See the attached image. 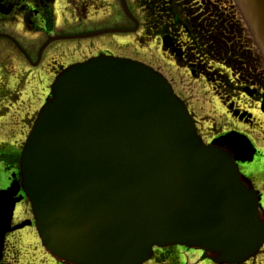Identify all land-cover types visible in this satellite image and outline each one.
Wrapping results in <instances>:
<instances>
[{
	"label": "water",
	"instance_id": "1",
	"mask_svg": "<svg viewBox=\"0 0 264 264\" xmlns=\"http://www.w3.org/2000/svg\"><path fill=\"white\" fill-rule=\"evenodd\" d=\"M234 1L264 59V0ZM239 159L202 141L159 71L98 55L57 75L20 171L42 243L65 261L142 264L154 246L184 245L237 264L264 242L261 197ZM13 206L0 192V250Z\"/></svg>",
	"mask_w": 264,
	"mask_h": 264
},
{
	"label": "flooded vegetation",
	"instance_id": "2",
	"mask_svg": "<svg viewBox=\"0 0 264 264\" xmlns=\"http://www.w3.org/2000/svg\"><path fill=\"white\" fill-rule=\"evenodd\" d=\"M106 2L107 5L115 6L119 17L120 0L117 5L111 0H0V131L17 130L10 132L6 138L0 134V190L9 189L14 182L19 184V190L13 197L15 207L11 226L25 223L22 228L11 230L5 235L0 259L2 264H64L43 248L31 204L21 186L20 154L26 130L29 131L33 121L28 123L30 118L21 110L20 102H23L24 88H20L19 83L29 80L24 85L28 86L35 76L40 78V82L49 83L58 72L71 63L100 53L117 54L110 48H97V51L91 54L88 50L77 47L84 45L82 41L99 37L101 35L99 33L107 29L98 28V25L105 23L102 11ZM127 4L132 12L133 8L128 0ZM135 5L137 6V0ZM26 36L32 39L27 47ZM39 36L46 38L36 48L32 43ZM170 40L173 46L171 37ZM73 43L75 44L72 45ZM196 75L205 79L202 74ZM48 86L46 85L44 89L43 98L45 93L49 92ZM212 89L216 92L213 86ZM239 96H243L242 98L248 102H255L256 112L251 110L250 112L248 109L251 108L245 101L242 100L244 107H239L240 105L235 103L236 99L231 98L222 101L226 106L227 118H230L223 127L212 125L204 128L195 118L196 125L206 143L216 142V145L232 152L234 156L243 158L238 161L242 174L262 191L260 187L264 188V164L261 163L264 162L258 161L264 159V143L256 147L254 140L251 139L256 151L251 158L252 155H248L247 151L240 147L241 142L239 143L236 138L247 136L249 133L246 128L256 126L257 122L264 125V120L261 121L264 119V112L260 109L264 86L246 87L240 91ZM190 111L194 115V112ZM229 133H232V136ZM191 251L197 255L189 256L188 253ZM24 256H28V260L21 263ZM144 264L218 263L210 260L203 250L174 245L154 247L153 256ZM240 264H264V244L255 256Z\"/></svg>",
	"mask_w": 264,
	"mask_h": 264
},
{
	"label": "trees",
	"instance_id": "3",
	"mask_svg": "<svg viewBox=\"0 0 264 264\" xmlns=\"http://www.w3.org/2000/svg\"><path fill=\"white\" fill-rule=\"evenodd\" d=\"M137 6L144 38L169 35L170 54L223 100L264 86L263 62L232 0H137Z\"/></svg>",
	"mask_w": 264,
	"mask_h": 264
},
{
	"label": "rangeland",
	"instance_id": "4",
	"mask_svg": "<svg viewBox=\"0 0 264 264\" xmlns=\"http://www.w3.org/2000/svg\"><path fill=\"white\" fill-rule=\"evenodd\" d=\"M111 1H114V3L116 2V5L119 2V0ZM128 1L133 8V11L131 13L135 14L140 20V27L138 26L137 30L135 28L137 24H134V21L131 20L128 15H126L120 2L118 3L120 7L118 9L119 17L115 6H112L111 4L107 5L106 2L105 7L102 11L103 16L105 17V23L98 25V28H107V30L109 31L105 34H101L95 39L92 38L82 41L86 46L78 45L77 47L79 49H86L91 54H94L97 51V48H110L112 52L114 51L121 56H127L129 58L137 59L153 66L157 70L161 71L172 82L175 91L182 98H184V100L188 104L189 109L194 112L195 118L199 121L202 127L209 128L212 127V125L223 127L228 122V120H230V118H227L225 112V103H223V100L213 91L212 83L208 82L203 77H199V75H196L195 71V75H191L190 68L180 65L178 61L176 62L170 56L169 53H166L164 51L160 42V38L154 36L151 38H144V30H142L143 18L141 15V11L139 10L138 6L135 5V0ZM45 38V36H39L32 44H35L36 48H38L45 40ZM30 40H32L30 39V37H25L26 47L31 42ZM74 44L75 43H73L72 45ZM26 47L24 48L26 49ZM258 53L261 60H263L261 53ZM261 66L264 68V63ZM9 73H11V71ZM27 81L29 82V80H24V82L21 81L19 83L20 88H24L22 99L23 102H20V107L22 112L27 113L26 116L30 118L28 123H32L37 114V110L41 107L43 102H45V99L49 94V92L48 94L45 93L44 98L42 97L46 85H49L50 82H40V78L38 76H35L32 77V82L29 83L28 86H24ZM242 97L232 95L229 96V98H232L233 100L236 99L235 103L239 104V107H244L242 100L245 101V104L247 103V106L251 108L248 110H251L255 113V102H248V100ZM262 120L264 119H261V121ZM233 126H235V124H233ZM246 130L250 134L246 135L250 139L254 140V144L256 145V147H260V145L264 143L263 124L257 122L256 126H249L246 128ZM0 132V134H2L6 138L10 132H17V130L11 131L9 129H6ZM19 132H21V130H19ZM27 132L28 131L26 130V133ZM19 136H21L20 133ZM258 162H264V159H261ZM263 164L264 163H261V165ZM260 189H262L261 192L263 193L262 205L264 207V188L260 187ZM188 255L192 256L197 254L196 252L191 251L188 253ZM27 260L28 256H24L22 257L21 263H25Z\"/></svg>",
	"mask_w": 264,
	"mask_h": 264
}]
</instances>
